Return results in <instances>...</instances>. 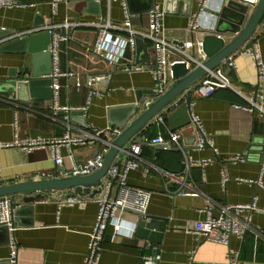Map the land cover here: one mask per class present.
Listing matches in <instances>:
<instances>
[{
  "label": "crops",
  "instance_id": "obj_1",
  "mask_svg": "<svg viewBox=\"0 0 264 264\" xmlns=\"http://www.w3.org/2000/svg\"><path fill=\"white\" fill-rule=\"evenodd\" d=\"M13 1L20 5L0 8V31H7L0 33V44L23 35L49 31L52 24L67 20L71 23L68 28L57 25L54 30L68 35L67 40H57L56 67L67 75L55 78L60 86L56 102L58 106L74 108L85 105L88 100L90 104L84 114L80 110L66 112V120L62 110L53 113L52 99L41 101L32 97L21 101L0 94L1 143H12L14 139L21 141L26 137L60 138L66 130L71 136H78L84 131L95 132L98 128L121 127L129 106L138 99L143 104L154 99V83L147 70L125 73L117 67L108 83L75 86L76 79L83 81L86 73L107 69L96 62L94 56L84 57L82 47L90 45L95 39L96 27L89 23L107 16L108 0H90L89 5H86V0H69L58 4L55 15L51 14L50 0ZM128 1L131 22L136 29L146 28L143 12L151 2L165 7V0ZM229 1L226 0L225 4ZM170 2L165 8L164 31L168 39L179 41L187 37L185 28L197 11L198 0H190L188 6L185 4L180 8L176 5L172 8L173 1ZM252 9L250 7L249 11ZM109 15L115 22L122 20L118 2L110 3ZM218 19L219 15L216 24ZM76 21L79 24H75ZM255 28L252 36L257 38L264 63V23L260 22ZM206 33L198 30L193 38L201 39ZM221 35L225 42L233 36L232 33ZM17 48V45H11L9 49L0 50V81L5 80L13 70L19 76L25 66H33L31 55L19 53ZM136 53L137 49L130 51L128 57L136 63L148 62L143 50L138 59ZM196 57L203 58L198 53ZM234 62L235 67H222L230 86L217 87L211 96L195 99L192 106V111L201 118L203 128L211 138L212 147L195 148L197 134L193 125L189 123L181 129L171 130L166 114L162 116V122L157 118L159 114L156 115L140 131L145 143L141 144L143 163L128 173L127 184L151 191L147 213L140 219H147L150 215L161 217L165 219L166 226L159 242L142 238L136 233L137 229L132 237L118 235L111 239L112 227L108 226L102 239L98 264H138L139 256L151 254L153 247L161 257L158 264H229L234 254L238 255V264H264V191L254 183L244 181L257 179L262 168L264 117L258 115L257 110L250 112L247 106L250 99H254L264 110V77L259 78L250 56L236 54ZM93 90L96 92L91 96ZM77 117L88 127L76 122L74 118ZM168 131H177L181 135L180 149L169 143L155 146L149 141L157 135L167 139ZM134 142L131 139L126 147ZM100 147L98 141L89 146H73L72 160L61 145L63 161L60 166L54 164L47 148L32 150V154L28 155L18 146H12L2 149L1 157L6 175L34 169L33 179L61 177V168L69 172L73 161L78 163ZM243 151L249 152L245 162L233 164L228 161L231 155ZM121 154L124 158L125 155ZM186 155L192 161H208L200 166L189 163L186 167ZM113 161H118V157ZM38 170L49 175L43 176ZM223 177L226 178L224 184L221 182ZM23 179L22 175L17 176L18 181ZM260 180L264 185V168ZM180 189L195 191L197 195H178ZM93 191L90 194L94 196L97 193L93 194ZM64 192L65 189L45 191L43 197L28 204L22 202L21 195L12 197L14 224L17 227L14 231L18 244L16 264H82L98 207L93 200L80 204L59 203L58 197ZM253 195L257 196V206L263 211L254 210L251 213L250 228L242 239L231 237L228 245L204 238L196 239L193 233L195 222L204 218L206 208L213 216H218L220 206L250 203ZM125 220L135 221L137 215L126 213ZM6 237V232L0 228V264H10V247Z\"/></svg>",
  "mask_w": 264,
  "mask_h": 264
},
{
  "label": "built area",
  "instance_id": "obj_2",
  "mask_svg": "<svg viewBox=\"0 0 264 264\" xmlns=\"http://www.w3.org/2000/svg\"><path fill=\"white\" fill-rule=\"evenodd\" d=\"M69 0H50L51 14L55 15L59 3L68 2ZM118 2L121 8V15L123 18L119 22H115L109 15L110 3ZM226 0H198V8L195 14L190 17L185 28L187 37L179 41H173L166 37L164 31L165 8L154 3L148 14V25L144 29L134 28L131 22V15L128 7V0H108L107 16L101 17L99 20H92L89 25L96 27V37L89 45L82 47V55L84 57L94 56L96 62H100L105 68L100 72L86 73L83 81L80 78L76 79L75 86L78 88L86 85L91 87L94 83H108L111 80L112 72L119 67L125 73L144 72L149 71L154 83L153 97L162 95L172 84L173 81L171 65L174 63L183 62L188 71L196 68L205 59V55L201 47V39H194L193 35L198 30H204L208 33H214V28L219 15V11L225 4ZM236 2L254 7L259 0H235ZM13 0H0V8L5 6H19ZM25 5V4H22ZM21 5V6H22ZM71 23L65 20L62 25L68 28ZM75 24H79L78 21ZM74 24V25H75ZM57 25L52 24L49 32L52 34V41L48 46L51 52V72L49 76L53 79L52 86V110L53 113L62 110L64 118L67 120L66 112L80 110L81 113L87 111L89 107V100L81 107L58 106L56 99L60 86L56 83L55 78L60 75H67L60 72L56 67L58 61V39L67 40V34H61L59 31L55 32ZM207 34V33H206ZM140 38L147 43V49L151 54L148 62L140 64L134 62V59L128 57V52L135 51L136 39ZM200 54L203 58L199 59L196 54ZM236 54L248 55L257 70L259 78L264 77V63L258 44L257 38L252 35L245 41L238 49L232 52L229 56L219 62L213 69L208 70L198 81L185 89L179 97L174 101L183 99L189 95L193 100L190 103V123L193 125L197 134L194 147L200 149L206 144L212 147L211 138L203 128L202 120L193 111L192 106L195 99L205 98L211 96L217 87L230 86L229 81L222 72L223 65H228L231 68L235 67L234 56ZM96 92H90L92 96ZM262 96H260L261 98ZM149 101L143 104V109ZM247 109L251 112L257 110L258 115L264 117V110L254 99H250ZM165 114V113H164ZM163 115L157 116L159 121H163ZM121 127H106L98 128L95 132L84 131L83 135L71 136L69 130H66L60 138L53 137L52 139L45 138H30L15 141L8 144L0 142V148H8L9 146H18L24 151L39 150L48 148L54 164L60 166L63 161V156L60 154V147L63 145L66 148L67 155L73 160L74 152L73 146H89L95 142H99L101 147L95 153L86 156L76 163L72 162V167L69 172L70 175H87L93 173L101 166L104 152L108 149L110 143L115 136L121 131ZM169 137L166 139L162 135L152 137L149 141L154 144H162L165 141L171 142L176 148L180 149V137L177 131H168ZM213 151H215L213 149ZM216 152V151H215ZM248 151L237 152L228 158L230 163L245 162L248 156ZM125 155L119 162L113 161L104 176L101 177L100 183L97 187L90 188V191L98 189L97 194L79 192L76 193L72 189H65L66 192L58 197V202L78 203L87 200L96 202L98 210L94 222V226L89 233L87 252L84 256L82 264H98L99 255L102 248V239L105 230L108 226L112 227L111 239L116 236L132 237L137 229L138 221L144 217L149 207L151 198V191L129 186L127 184L128 173L137 168L143 163L141 158V144L131 143L126 150L123 151ZM208 160L202 159L200 161H192L185 156V166L189 163L194 165H201ZM264 154L261 160L260 175L257 179L244 180L247 183L255 184L264 191V185L261 182V175L263 173ZM146 169V167H144ZM226 178H222L221 182L224 184ZM72 190V191H71ZM178 195H197L195 191L180 189L177 191ZM257 196L253 195L250 203L236 204L233 206H220L218 216H213L209 208H206V214L202 220H196L193 233L196 239H207L217 244L228 245L231 237L243 238L246 231L250 228L251 213L256 211H263L257 206ZM13 198L12 196L0 197V225L7 227L8 244L10 247V264H16V256L18 244L14 237L16 226L14 224L13 215ZM134 212L137 215V220L129 222L125 220V214ZM126 226V227H125ZM151 244V243H150ZM148 244V247H150ZM154 251L151 254H141L138 264H158L160 254L153 247ZM229 264H238V255L234 254L229 259Z\"/></svg>",
  "mask_w": 264,
  "mask_h": 264
},
{
  "label": "water",
  "instance_id": "obj_3",
  "mask_svg": "<svg viewBox=\"0 0 264 264\" xmlns=\"http://www.w3.org/2000/svg\"><path fill=\"white\" fill-rule=\"evenodd\" d=\"M89 1L90 0H86V5L90 4L91 1ZM170 1H173L171 5L172 8L175 5L178 8L185 4L188 6L190 3V0H165L164 8L167 9L169 7L172 3ZM152 5L153 2L148 5L143 13H147ZM249 10L250 6L240 4L235 0H230L222 6L218 22L214 28L216 32L207 33L201 38V47L205 59L200 65L190 71L186 69V65H184L183 62L174 63L171 65L173 77L172 84L162 95L149 101L142 110L141 106L143 102L140 101V99H138L134 105L127 108L126 117L124 118L125 121L120 125L122 130L115 136L108 149L104 152L101 166L93 173L87 175H70L66 174L61 168V177L54 176L33 179L34 169L22 173L18 171L6 175V168L3 165L1 151L2 149H9L12 146L0 148V197L21 195L22 202L28 204L43 197L45 191L73 189L76 193H90V188L97 187L101 177L105 175L106 170L113 160L116 157H118V162L122 159L123 155L121 153L127 149L126 144L131 139L136 143L145 144L142 136H140V131L147 126L156 115H164L165 113V118L171 130H178L188 125L191 120V117H189L190 103L193 100L187 95L183 99L178 100L177 103L174 101L185 89L195 84L208 70L213 69L219 62L232 54L233 51L247 41L260 22L264 23V19L262 18L264 14V0H259L253 9L251 11ZM6 32V30L0 31L1 34ZM221 33H232L233 36L230 41L225 42V38ZM51 41L52 34H50L49 31H40L39 33L23 35L17 39L0 44V50H6L9 49L11 45H17V52H27L31 55L30 63L33 65L31 68L25 66L19 76L17 72L13 70L5 80L0 81L1 95H8L11 98L21 101H25L32 97L41 101L52 99L51 84L53 79L48 76L51 72V52H49L48 49ZM136 49V59H138L139 53L143 50L147 56V61L149 60L150 53L147 49L146 42L137 38ZM74 120L76 122L79 121L84 127H88L82 119L77 117L74 118ZM165 143H169L170 146L172 145L168 140L165 141ZM163 144L154 145L162 146ZM205 146L209 145L206 144ZM24 153L28 155L32 154L31 151H24ZM39 174L43 176L49 175L45 171H39ZM18 175H22L24 179L18 181ZM4 182L7 183L3 184ZM97 191L98 189H94L93 194L97 193ZM137 223L136 233L142 238L149 241H160V234L164 231L166 226L164 218L150 215L147 219H139ZM0 228L6 232V241H8L7 227L0 225Z\"/></svg>",
  "mask_w": 264,
  "mask_h": 264
},
{
  "label": "rangeland",
  "instance_id": "obj_4",
  "mask_svg": "<svg viewBox=\"0 0 264 264\" xmlns=\"http://www.w3.org/2000/svg\"><path fill=\"white\" fill-rule=\"evenodd\" d=\"M145 17H146V24L148 25V14L147 13H145ZM147 25H146V27H147Z\"/></svg>",
  "mask_w": 264,
  "mask_h": 264
}]
</instances>
